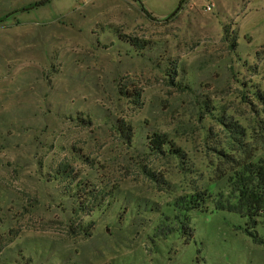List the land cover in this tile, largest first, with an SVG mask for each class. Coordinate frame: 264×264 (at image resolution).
<instances>
[{
    "label": "rangeland",
    "instance_id": "1",
    "mask_svg": "<svg viewBox=\"0 0 264 264\" xmlns=\"http://www.w3.org/2000/svg\"><path fill=\"white\" fill-rule=\"evenodd\" d=\"M44 1L0 0V264H264V219L166 206L264 157V0Z\"/></svg>",
    "mask_w": 264,
    "mask_h": 264
},
{
    "label": "trees",
    "instance_id": "2",
    "mask_svg": "<svg viewBox=\"0 0 264 264\" xmlns=\"http://www.w3.org/2000/svg\"><path fill=\"white\" fill-rule=\"evenodd\" d=\"M47 1L45 0L44 2ZM117 36L121 41L129 43L135 48H140L141 50L146 48V43L143 41L140 42L120 34ZM148 140V150L151 155L156 157L181 156V150L172 145L164 135L154 133ZM66 168L63 165L55 170L56 177L63 180L68 179L69 172ZM80 188L81 184L76 183L73 185L72 178L66 186V191L72 195L70 197L75 199V214H86L101 210L111 195L110 192H106L104 189L93 187L86 192L84 190L81 191ZM228 188L229 195L220 194L215 197L212 195L213 192L207 187L195 189L180 197L172 205H166L169 206L170 212L174 213L173 219H171L172 222H177V225L180 226L185 235H191V228L188 226V212L194 209H206L207 205L211 203L214 210L231 213L244 219V227H236L237 231L254 237L255 241L257 240L260 243L261 240L256 239L254 230L258 220L264 219V157L238 164L237 168L228 177ZM174 230V227L169 229V234L173 233Z\"/></svg>",
    "mask_w": 264,
    "mask_h": 264
},
{
    "label": "water",
    "instance_id": "3",
    "mask_svg": "<svg viewBox=\"0 0 264 264\" xmlns=\"http://www.w3.org/2000/svg\"><path fill=\"white\" fill-rule=\"evenodd\" d=\"M179 8V7H178ZM178 8L176 10H178Z\"/></svg>",
    "mask_w": 264,
    "mask_h": 264
}]
</instances>
